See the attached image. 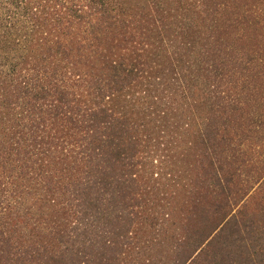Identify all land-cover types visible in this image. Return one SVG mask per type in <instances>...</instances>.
<instances>
[{"label":"trees","instance_id":"obj_1","mask_svg":"<svg viewBox=\"0 0 264 264\" xmlns=\"http://www.w3.org/2000/svg\"><path fill=\"white\" fill-rule=\"evenodd\" d=\"M258 181L264 0H0V264H264Z\"/></svg>","mask_w":264,"mask_h":264},{"label":"rangeland","instance_id":"obj_2","mask_svg":"<svg viewBox=\"0 0 264 264\" xmlns=\"http://www.w3.org/2000/svg\"><path fill=\"white\" fill-rule=\"evenodd\" d=\"M192 180L196 181L195 176H192ZM198 182H199V184L206 185L205 179H201ZM250 183H252V180H250L248 182L242 181L243 186H245L246 184L249 185ZM259 183H260V181L256 182L253 185L254 188L249 190L250 193L243 197V199L240 201V203L238 205L239 211L237 212V215H239L238 227L240 228L242 235L248 237V230L250 232V229H252V228L259 231V232L254 231L253 234H255L256 236L252 240H250L251 237L248 238V240H247V243L249 242L248 247L252 246L255 243L254 246L257 249L262 248L263 244H264V202H263L264 192L261 188L256 193V190L259 188V186H258ZM260 187H262V183L260 184ZM235 188L238 189L239 184L235 185ZM199 194L201 196L200 198L198 197ZM250 194H251V196H250ZM184 200H186V199L184 198ZM187 200H189V199H187ZM208 200H211V197L209 199L207 189L206 188L199 189V193L197 195H195L194 197H192L191 200H189V206L191 208H196V206H198V205L207 203ZM177 221H178L177 226L179 229V226H180L179 220L177 219L176 222ZM258 233L260 236H258ZM233 244H234V242H232L230 245H228L226 249L231 251L232 258H236L237 250L238 251H243V250L241 248H239L237 245H233ZM223 246H225V245H223ZM220 252L221 251H219L218 254L215 256L216 258L220 257V254H221ZM247 252L249 255H251L249 251H247ZM251 257H252L251 259H254V257L252 255H251ZM241 259H242L243 264H249V263L245 262V260H249V259L245 258V256H242ZM216 260H218V259H216ZM204 263L206 264V262H204ZM209 264H229V263L228 262L223 263L221 261L220 262L214 261V262H211Z\"/></svg>","mask_w":264,"mask_h":264}]
</instances>
